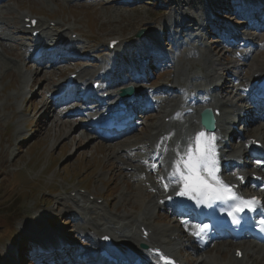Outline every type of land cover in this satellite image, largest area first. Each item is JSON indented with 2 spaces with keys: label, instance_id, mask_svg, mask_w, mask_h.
<instances>
[{
  "label": "rangeland",
  "instance_id": "obj_1",
  "mask_svg": "<svg viewBox=\"0 0 264 264\" xmlns=\"http://www.w3.org/2000/svg\"><path fill=\"white\" fill-rule=\"evenodd\" d=\"M66 1L7 0L4 3V9L0 10V17H5L4 22L14 28L11 31L13 36L22 41L23 37L29 36L28 33L21 36L15 34V31L22 27L19 22L23 14H33L35 17L30 18L46 23L45 25L49 26L46 30L49 35L54 34V30L64 31L61 37H64V34L69 36L70 32L78 34L80 37L78 47H85L84 51H88L91 57L99 61L97 63V68H99L102 64L100 61L102 57L104 58L102 60H106L114 57L118 52L121 63L125 59L122 56V50L127 49L128 52L133 50L135 53H140L139 50L145 46L144 40L138 41L140 43L121 46L124 41L133 40L139 30H143L144 34L155 33L161 42L164 32L162 25L172 24L175 17L176 22H181L190 17L193 19L191 14L197 16L207 14L209 5L214 10L219 9V3L222 0H140L131 5H120L114 2L116 0H101L93 4L81 3L80 0L71 3ZM244 1L247 0H230V3L231 6H234V3L240 6V3ZM258 1L261 2V0H256ZM232 14L231 12L223 15L221 12L217 13L218 22L221 21L226 26L243 22L242 18ZM194 18L196 21L197 17L194 16ZM53 25L57 26L56 29ZM212 27L213 31L207 33L210 38L206 35L204 43L209 44V41L219 40L214 37L217 35L216 29L219 28L216 21ZM253 33L255 36L258 35L254 38L255 42L264 39V29L261 34L256 30ZM109 39H120L121 43L117 47H121L115 52H107L106 45ZM146 40H148L147 37ZM12 47L14 48L12 51L8 50V47L5 49L11 53V58L7 61L0 59V264H9L6 261H10L14 253L21 248L22 242L28 239L27 234L30 227L37 231L47 230L52 233L56 231L67 236L74 233L73 226L76 225L77 215H74L73 210H77L78 207L67 200L70 194L71 196L76 193L82 194L85 196L84 203H87L89 199L94 204L92 206H81L80 204L81 208L86 207L92 210L90 216L79 213L82 219L89 217L92 221L101 222L100 224L103 225L106 224L100 219L101 214H106V217H113L112 215L117 217L123 213L134 215L142 210V203L153 199L152 195L145 194L147 190H141L137 187L139 185L129 181V173L127 176L115 154L118 150L117 145L81 138L82 132L78 131L75 122L58 120L55 116H51L48 110H45L46 119L43 118V121L51 120L44 124L42 120L36 121L44 112L42 106L47 100L45 91L68 73L64 70L70 67L76 68L77 64L91 71L96 70L92 66V61L83 57V61L75 65L60 67L63 73L54 71L49 77L46 74H37L31 68L32 65L22 59L19 47L15 44H12ZM225 50L227 49H222L216 56L217 60L221 61L220 64L225 67L215 66V73L218 77L222 75L223 79L228 73L235 75L237 81L231 82L230 88L248 82L254 70L264 69V48L254 46L249 48V53L254 52V54L242 62L243 66L239 70L233 68L234 62L232 61L224 63L231 58L230 53L233 54V52L226 53ZM2 51L0 49V56ZM214 53L216 52H212L211 55ZM130 58L132 56H128L127 60ZM11 59L19 63V69L18 65L12 67L14 60ZM179 64L190 69H193L196 64L199 66L198 60L194 58L179 61ZM10 67L13 68L12 72L8 70ZM86 68L81 71L91 73ZM173 72L174 68L163 66L159 73L153 71L147 79L152 82L153 86H156L158 83L172 79ZM236 102L235 100L234 103ZM151 117L152 119L144 122L145 125L127 140L132 141L143 135L145 128L155 123L159 115L154 114ZM11 183L16 186L15 192L11 198H7L5 190L11 187ZM12 191L13 188L8 192ZM123 194L129 198L128 205L118 206V198ZM138 200L140 202H137ZM12 206L13 210L9 211ZM71 207L75 208L71 211ZM156 211L152 209L151 216L154 214L152 220L157 227L178 225L177 222L168 219L165 213ZM72 212L73 216L70 214ZM107 226H101L99 229L103 230ZM52 238L54 237H49L47 234L44 239L51 241ZM24 242L26 244V241ZM185 245L191 246L184 240L179 245V258L183 262L187 263L185 258L199 261L205 258V255H195L190 249L182 251ZM126 246L131 247V245ZM213 248H209L206 254L215 255ZM226 253L222 254L223 258H227L231 252L228 249ZM220 255L216 254V256ZM261 261L264 263V259Z\"/></svg>",
  "mask_w": 264,
  "mask_h": 264
},
{
  "label": "bare ground",
  "instance_id": "obj_2",
  "mask_svg": "<svg viewBox=\"0 0 264 264\" xmlns=\"http://www.w3.org/2000/svg\"><path fill=\"white\" fill-rule=\"evenodd\" d=\"M75 0H67L66 2H72ZM252 2V3H250ZM262 2V0H261ZM256 5V0H248L247 1V5ZM259 4V3H258ZM6 7H8L9 9V5H7ZM1 12V11H0ZM27 15H24L22 20L20 21V24L22 26L27 25L28 23L25 22V18H27ZM207 18V16H206ZM186 21H184L182 28L183 30H181V32L184 33H189V31H195L194 26H196V21L193 19L192 17H190L189 19H185ZM193 24L191 28H189L190 24ZM46 24V23H45ZM44 23H40L39 21H37V26L36 29L34 30H39L40 33H43L45 37H48L49 34H47L46 30H47V26ZM10 25V24H9ZM57 27V26H55ZM5 28L9 29V26L3 23V19L0 17V49H2L3 51L1 52V56L0 59L1 60H5L7 61L9 58H11V53L8 51H12V49L7 48L8 50H5L6 47H8V43L14 44L16 42V38L10 33V30H5ZM231 30L235 31V28L231 27ZM34 30H29V34L31 35V33ZM73 34V32H70ZM167 32H164V35H167ZM59 37L61 38L62 32L58 33ZM66 37V34H64ZM145 36V35H144ZM206 36V32L201 31L200 33L197 34V37L195 36L194 38H189L190 42L192 43L193 39L196 42V44L191 46L190 43V47L191 49V53H189L187 55V57L191 56H198V64L199 66H197V64L195 65V67L193 69L190 68H185L183 66H181L179 64L178 60H175L174 62V72L172 75V79L161 82L160 84H157L155 87H152L150 89H148V91H151L153 94L157 91V92H162L165 95L163 96L164 98L161 100V104L159 105V109L162 110V114L164 113L163 116L158 117L157 121L155 123H152L149 127L145 128L146 131L143 133V135L139 136V138H136L135 140L132 141H128V140H124L122 143H120L117 147V151H116V156L119 158V165L121 167H123L124 171H126V175L128 176L127 173H129V180H138L139 182H146V179H141V175L143 173L146 172H150L145 170L144 168H138V165L135 163L136 160V156H127V149L130 150L131 148H135L134 150H136L137 152L139 150L142 149H146L148 148V144L153 145V142L155 140L161 139L162 136H166V130H168L169 126H172L174 128L175 131L181 132L180 129H182L184 131V134L179 136L178 134L176 135V138L178 139V143H177V152L181 151L183 148V144L185 142V139L188 138L189 133L192 129V127H196L197 123H193L192 119L193 117H188V120L186 123L183 124H178L176 122H173L172 125H166V123L164 122V119L166 117H174L173 114L176 112H178L177 107L180 105H184V102L187 100V98H189L191 95L186 96V100L185 99H180V98H174L172 99L171 97V92L175 89V88H179L180 89H184L185 91H190L192 88H194L196 85H199L196 89V92L191 93V94H196V98H200L201 95L203 96V94L199 93L198 91L200 89L203 88V85L205 86H209L212 85V87H214L215 85H213L214 83H220V81H222L223 76L220 75L218 77V75L215 73V69L212 67H209L207 65L209 64H213L214 66H222L219 63V60H217V54L214 53L213 55H211L212 52H214L213 50H211V48L205 46L203 43L205 42L203 39ZM233 34L229 33L227 34L225 37L226 41L232 37ZM148 38V35L146 36ZM17 45V43L15 44ZM22 48H24L26 51V46L25 44H19ZM58 44H56L57 47ZM184 45V44H183ZM150 47H153V45H151ZM149 47V48H150ZM146 50V49H145ZM146 53V52H145ZM57 54H59V52H57ZM23 57L25 58L26 54L23 53ZM157 57V54L155 55V58ZM153 58V59H155ZM14 60V62H12V67L18 65V69L20 67V65L15 62V59H11ZM128 64L127 62H122L117 63L115 66H112L110 68H108L107 66H102L98 72V75H107L110 74L112 72L118 71L119 69L123 68V67H127ZM264 66V65H263ZM12 67H10L8 70H10L9 72H12ZM172 68V67H171ZM17 69V70H18ZM112 70V71H111ZM111 71V72H110ZM83 72V78L87 77V76H94V74L91 73H85L84 71H80ZM138 72H142V71H138ZM253 73H258V74H264V69H257L254 70ZM218 78V81H215L214 79ZM230 76L227 77V75L224 77V82H223V87L222 90L220 92V94L226 93V97H235L238 94L237 92L232 94V89L234 86H232L230 88L231 82L235 81L236 79L231 78ZM256 78H253V80ZM93 80H99V78H94ZM209 80V82L207 81ZM91 81V80H90ZM206 81V84H205ZM88 84H86L87 87ZM144 87L137 85L135 86L134 90L139 94L141 93V90ZM229 90H231L230 92H228ZM239 90L242 91V89L240 88ZM47 93V92H46ZM228 95V96H227ZM171 96V97H170ZM217 99V98H216ZM213 102V104L215 105L214 108L220 109L222 112V116L221 117H217L216 119V129H218V132L220 131V129L222 130L223 127L226 125V123L228 122L229 117L234 121L235 119L240 120L241 117L242 118V122L244 123L245 119H248L249 117H251V115L253 114V108L246 105V106H238L237 105L235 107V105L229 100V99H217ZM246 100V98H244ZM248 103V101H246ZM48 103L45 102L44 104V108L48 107ZM254 108H258L260 107L259 103H256L254 106ZM182 110H184L182 108ZM231 111V115L229 116V112ZM179 113V112H178ZM180 114V113H179ZM178 114V115H179ZM230 120V119H229ZM253 122H255V119H251ZM260 125V124H259ZM263 126H258V127H251L248 128L247 131H245V133H247V136H244L245 138H254L258 141H261L264 143V123L262 124ZM244 133V135H245ZM252 133V134H251ZM84 138V136H83ZM159 141V140H158ZM158 142H156L155 145H157ZM140 152V151H139ZM237 154H244L246 153L245 150H236L235 151ZM141 153V152H140ZM146 151H144L143 154H145ZM239 154V155H240ZM125 161V162H124ZM123 163V165H122ZM154 165H157L158 162L153 163ZM126 167V168H125ZM131 168V169H130ZM130 169V170H128ZM151 176H153V173L150 172ZM147 181H151L150 179H148ZM151 183H153L151 181ZM139 186H137L139 189L141 190H147L145 187L141 186L140 184H137ZM140 190V191H141ZM143 192V191H142ZM138 194V193H137ZM78 195V196H76ZM138 196V195H137ZM152 198L149 201H147L146 203H142V210H140L138 213L136 214H129V215H125L124 213L120 216H115L112 215L113 217H106V214H101L100 215V219L104 221V223L106 225H108L106 227V230L103 231L101 229H99L101 226H106L103 224H100L98 221H92V219L90 218H85L83 217L82 219V224H80V226H76L78 228V230H80V232H87L88 234L91 235V238L95 239L98 236H104V235H110L114 238V241L118 242L119 240H121L120 242H127V243H131V244H135V243H140V242H144L147 243L148 245H152V246H156V247H165L169 250H171V254L174 256H179V245L182 244L183 241L182 238L180 240L181 235H185L183 228L185 226H182V228L179 225H176V227L174 225L168 227V226H163L164 228L161 227H157V225L153 222L152 218L153 215L151 216V210H155L156 211V207L157 210H159L162 206H160L158 204V199L161 198V196H158V198H156V196L154 194H152ZM137 199V198H135ZM67 200L69 202H71L72 204H75L77 206L80 207L84 205V204H93L92 202L88 201L87 203H84L85 200V196H83L82 194H75L73 197L70 195L67 197ZM127 201H129V198L126 195H121L118 198V206L119 205H123L125 204L126 206L128 205ZM155 201V203L153 202ZM137 202H140L139 200ZM130 204V203H129ZM78 207L77 210H73L74 214H76L79 217V213L82 212V214L84 212H86L89 216L91 215V209L90 208H80ZM72 208L75 207H71V211ZM66 209V208H65ZM93 209V208H92ZM141 209V208H140ZM69 211V210H68ZM73 214V212H72ZM111 215V214H110ZM157 218H159L157 216ZM131 219V221H129ZM152 220V221H151ZM48 221L46 220V223ZM49 223V222H48ZM47 223V224H48ZM83 223H86L87 225H89L87 228H85L83 226ZM121 223V224H120ZM137 226H138V230H139V234L136 231L137 230ZM28 227H30L28 225ZM140 227H143L145 230L150 232V236H149V240L145 241L143 240V238L141 237L142 231L140 229ZM31 229L28 228L29 233L27 235H29L28 237L30 239H33V237H35V239L39 236H43L44 238L47 237V234L49 235L52 232H48L47 233L44 230H36L32 227H30ZM39 232V234H38ZM92 233H93V237H92ZM41 234V235H40ZM41 236V237H42ZM180 236V237H179ZM42 237V238H43ZM51 237V236H50ZM90 238V239H91ZM90 243V245H92L94 242ZM54 240V238H52L51 241H49V243L51 244L52 241ZM123 246V244H121ZM177 245V247H175ZM64 246H69L68 242L64 243ZM125 248L128 252H131L134 249V245H131V247H127L125 245ZM49 249V248H47ZM213 249H215V253L216 254H221L220 256H216L215 255H208L206 254L205 258L201 259L200 261L197 262V264H264L263 261H261L262 259H264V246H260L257 244H253V245H245L242 243H239L237 245H233L230 243H219L217 244ZM229 249V252L232 251V249H238L242 251V257L240 259L236 258L234 256V252L232 251L227 258H223L226 251ZM92 250V249H90ZM55 253H57V251L55 250ZM228 254V253H226Z\"/></svg>",
  "mask_w": 264,
  "mask_h": 264
},
{
  "label": "snow or ice",
  "instance_id": "obj_3",
  "mask_svg": "<svg viewBox=\"0 0 264 264\" xmlns=\"http://www.w3.org/2000/svg\"><path fill=\"white\" fill-rule=\"evenodd\" d=\"M205 135L204 132H200L197 136V148L193 152L190 150L187 160L185 162L184 171L180 173L183 179V187L176 193L179 197H190L196 200L197 204L202 201L222 200L225 198V192L227 189H221L219 187H212L201 178L202 172H208L209 174L215 168L216 161L212 158V154L206 147L200 146L201 138ZM254 202V200L252 201ZM210 206V205H209ZM244 209L240 206L235 208V212L239 213ZM229 216L236 220L235 215L232 212L228 213ZM206 227V226H205ZM107 239V237H105Z\"/></svg>",
  "mask_w": 264,
  "mask_h": 264
},
{
  "label": "water",
  "instance_id": "obj_4",
  "mask_svg": "<svg viewBox=\"0 0 264 264\" xmlns=\"http://www.w3.org/2000/svg\"><path fill=\"white\" fill-rule=\"evenodd\" d=\"M137 35L138 36L142 35V30L139 31L137 33ZM123 95H126L127 96V95H129V93L124 92ZM207 114H208V117L207 116H204L203 113L200 115L201 124L207 130L213 129V127H214V120H213L212 115H211L212 114L211 110H208L207 111ZM141 247L142 248H145V245H141Z\"/></svg>",
  "mask_w": 264,
  "mask_h": 264
},
{
  "label": "trees",
  "instance_id": "obj_5",
  "mask_svg": "<svg viewBox=\"0 0 264 264\" xmlns=\"http://www.w3.org/2000/svg\"><path fill=\"white\" fill-rule=\"evenodd\" d=\"M13 201V200H12ZM12 201H11V203H12ZM13 210V206H12V208H11V210H9V211H12Z\"/></svg>",
  "mask_w": 264,
  "mask_h": 264
}]
</instances>
